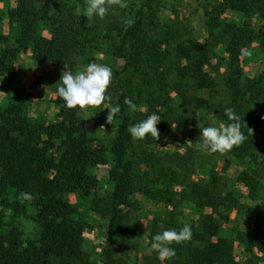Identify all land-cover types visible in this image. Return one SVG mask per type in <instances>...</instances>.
Listing matches in <instances>:
<instances>
[{
    "label": "trees",
    "instance_id": "obj_1",
    "mask_svg": "<svg viewBox=\"0 0 264 264\" xmlns=\"http://www.w3.org/2000/svg\"><path fill=\"white\" fill-rule=\"evenodd\" d=\"M79 1L77 7L76 0H17L15 8L6 13L0 11V20L7 16L22 32L16 47L0 49V79L13 80L18 75L15 66L17 55L28 46H32L35 59L57 63L67 64L73 55L79 56V62L85 63L92 53L111 55L118 60V67L109 66L112 81L106 95L111 99L105 101L109 107L119 104L120 112L113 118L118 125L112 147L114 165L110 171L115 187L110 198L111 219L102 264H129L131 260L127 252L132 233L129 224L131 198L135 191L173 208L165 217L154 218L149 234L150 244L158 232L165 229L179 231L183 227L184 223L177 220L176 187L182 188V197L190 198L198 209L209 208L211 212L201 214L198 220L189 223L191 238L173 243L171 247L175 248L176 254L163 264H239L234 255L235 240L220 236L221 227L216 217L218 208L228 207L224 201L231 200V196L224 197L219 191L216 175L207 183L185 180L178 170L165 168L161 164L162 159L152 155H144L146 169L142 172L143 177L136 175L132 159L134 140L127 131L133 119L124 99L133 101L132 81L139 75L144 77V72L147 78L158 74L164 60L160 43H147L141 37L144 30L142 11L129 5L125 12L120 13L122 19L113 18L105 25L94 18L88 20L83 12H77L78 8L83 11L85 8L84 1ZM222 4L248 17L252 13L264 16V0H222ZM126 21L132 23L129 25ZM208 27L209 35L214 37L212 24L209 23ZM44 30L50 31L49 38L39 34ZM242 33L230 30L226 50L232 61L238 59ZM104 46L106 52H102ZM211 46L210 39L204 43L190 39L186 44L178 43L176 47L177 55L184 61L177 73L190 83L193 93L188 94L189 91L179 85L174 90L181 103L194 110L215 111L214 103L194 93L212 92L216 86L215 79L206 71L214 59ZM248 82L250 89L259 88L257 95L264 98V79H249ZM152 87L157 90L158 84ZM231 108L238 113L240 132L247 141L236 145L237 150L248 152L251 143H261V147H257L264 149V135L256 137V133L247 134V114L238 111L237 106ZM67 113V119H71V113ZM220 116L227 125V116ZM164 122L163 119L161 123ZM68 130L67 134H70L72 128L70 130L63 122L49 126L32 123L26 116L25 103L20 99L0 110L1 182L20 195L31 194L36 208L35 220L40 227L36 243L26 247H20L13 241L0 244V264H90L88 253L83 248V217L77 207L62 196L65 192H80L88 197L98 185L97 177L89 173L88 167L106 165L107 157L102 146L92 147L94 140L78 124L76 129L73 128L77 139L68 153L58 159L51 150L55 148L56 140L61 142V147L68 144L63 135ZM68 157L73 164L67 163ZM240 180L251 193L255 191L256 185L248 173L243 172ZM98 206L95 204L93 209ZM237 240L245 247L249 258H256V251L259 252L264 264V229L257 225L254 230L241 233ZM150 264H161V261L157 257L152 258Z\"/></svg>",
    "mask_w": 264,
    "mask_h": 264
},
{
    "label": "rangeland",
    "instance_id": "obj_2",
    "mask_svg": "<svg viewBox=\"0 0 264 264\" xmlns=\"http://www.w3.org/2000/svg\"><path fill=\"white\" fill-rule=\"evenodd\" d=\"M83 1L86 6V0ZM121 3L126 4V7L122 8ZM76 5L79 7V0H76ZM129 5L136 6L142 11L144 30L141 37L147 43L159 42L164 59L158 74L149 75L147 78L144 72V77L139 75L132 81L133 103L137 106L135 110L130 109L133 124L146 119L153 112L161 117V121L163 119L165 121L164 124L161 121L157 124L159 138L153 139L149 136L134 141L132 159L136 166V175L143 177L142 172L146 169L144 155L162 159L161 164L165 168H175L185 180L207 183L216 175L219 180V191L224 197L231 196V200L224 201L228 207L218 208L219 214L216 217L221 227L220 236L235 240L234 255L239 264L256 262L263 264V260H260L261 254L256 251V258H249L245 247L237 238L241 233L254 230L257 225L264 229V149L258 148L261 147V143H251L248 152H239L234 146L223 154H208L200 147L199 128L209 124L217 127L221 123L225 124L221 121L220 114H225L227 106L231 108L234 105L238 107V111L247 114L249 127L247 134L256 133V137L264 135V98L261 99V96L257 95L259 88L251 90L248 82L249 79H264V16L258 13L245 16L239 11L228 9L222 4V0H113L105 17L94 19L105 25L113 18L122 19L120 13L125 12ZM77 12L84 13L81 8H78ZM209 23L213 26L214 37L209 35ZM230 30L243 32V38L239 41L240 53L237 61H232L226 50ZM45 32L50 34L49 30L41 31L39 34L49 38L50 36H45ZM190 39L197 43H204L206 39H210L213 43L211 48L214 59L206 71L215 79L216 86L212 92L206 90L194 93L214 103V112L187 107L177 98L174 90L176 85H179L180 88L188 90V94L193 93L190 83L181 79L177 73L178 67L183 65L184 61L177 55L176 47L178 43L186 44ZM2 40L0 37V42ZM0 49L3 48L0 46ZM106 51L107 48L104 46L102 52ZM21 52L23 50L18 53L15 62L18 75L13 80L0 79V110L20 99L25 103L26 116L32 123L49 126L63 122L70 130L72 128L70 134H67L69 130L63 134L68 140L66 146L61 147V142L55 141V148L51 152L56 154L58 159L68 153L73 141L77 139L73 128L76 129L78 124L83 126L94 140L92 147L102 146L106 153V165L88 167L89 173L98 179L97 187L88 197L80 192H65L62 196L65 201L75 205L83 217L85 227L83 248L88 253L90 264H102V253L107 245L108 225L111 219L110 198L115 187L110 171L114 165L112 147L117 137L118 125L114 119L111 120V124L108 123V110H104L103 107L79 115L77 110L63 108V101L57 95L56 84L61 78L62 71L66 70L65 65L75 73L83 70L88 62L112 65L116 68L118 60L111 55L95 53L90 54L85 63L79 62V56L75 55L67 64L39 60L41 63L48 62L57 67V70L52 72L53 82L49 77H45V73L50 71L49 65L37 69L36 73L32 71V80L31 78L30 81L26 80L18 89L15 83L25 76L24 71L17 69ZM53 84L54 97L49 98ZM153 84H158L157 90L152 87ZM28 85H33V88H27ZM26 91L41 98L30 101L25 95ZM67 111L71 113V119H67ZM244 137L242 143L246 141V136ZM67 163L73 164L71 157H68ZM243 172L248 173L256 185L252 193L240 180ZM181 190L180 187L174 189L175 202H178L176 213L179 222L189 224L198 220L201 214L211 212L209 208L198 209L190 198L182 197ZM233 199L235 202L231 203ZM95 204L99 205L96 210L93 209ZM131 204L129 224L132 233L129 237L130 249L127 252L131 259L129 264H150V260L157 257L156 251L150 247L149 234L152 222L156 217H165L173 208L145 197L137 191L133 193ZM35 217L33 199H24L16 190L1 182L0 244L5 245L13 241L20 247H26L36 243L40 227Z\"/></svg>",
    "mask_w": 264,
    "mask_h": 264
},
{
    "label": "clouds",
    "instance_id": "obj_3",
    "mask_svg": "<svg viewBox=\"0 0 264 264\" xmlns=\"http://www.w3.org/2000/svg\"><path fill=\"white\" fill-rule=\"evenodd\" d=\"M112 3L113 0H86L84 8L86 19L91 20L94 17L103 19ZM120 6L123 8L126 7V4L121 3ZM126 23L130 25L132 22L126 21ZM65 69L56 84L58 85L57 95L63 101L62 107L77 110L78 115L91 109L103 107L104 110H108L107 121L110 123L120 112L119 104L110 108L105 104L106 100L111 99L106 93L112 81V69L106 64L96 62H88L83 70L75 73L69 70L66 65ZM124 103L132 110L137 107L129 98H125ZM225 115L229 121L227 125L221 123L217 127L209 124L199 128L200 147L205 149L208 154H223L245 138L240 132L239 116L235 115L234 110L226 108ZM160 121L161 117L153 112L146 119L130 125L127 131L134 141L143 140L149 136L157 139L160 135L157 124ZM21 195L24 199H31L30 193H21ZM191 235V225L189 224H184L179 231L165 229L152 237L150 247L156 251L157 259L163 264L164 261L170 260L176 254L175 248L171 245L189 240Z\"/></svg>",
    "mask_w": 264,
    "mask_h": 264
},
{
    "label": "crops",
    "instance_id": "obj_4",
    "mask_svg": "<svg viewBox=\"0 0 264 264\" xmlns=\"http://www.w3.org/2000/svg\"><path fill=\"white\" fill-rule=\"evenodd\" d=\"M17 5V0H0V11L1 12H8L9 10L15 8ZM20 28L17 24L12 23L10 21V19L7 16H4L1 20H0V37L3 38V40L0 42V46L3 49H6L7 47L11 46V45H17L19 43V39H20ZM45 36L49 37L50 34L45 32ZM50 63H41L39 60H36L35 58H33V48L32 46H28L26 50H23V52H21V55L19 57V62L17 64V69L18 70H22L25 72V76H23L21 79H19L15 85H17L16 87L21 86V84H23V82H25L26 80L30 81V78L32 80L33 74L32 71L36 73V71H38L37 69H40L41 67L45 68L46 66H49ZM39 66V68H38ZM37 67V68H36ZM50 71L45 73V77H49V79H51V82H53L52 79V72L53 70H57V67L54 65H50ZM38 73V72H37ZM40 75L42 74L41 72L39 73ZM4 80H6V78H4ZM53 85H51V93L49 98H53L54 97V92H52L53 90ZM50 87V86H49ZM27 88H33V85H28ZM19 92V90H18ZM56 92V91H55ZM25 95L27 96V98L32 101L35 98V101L38 98L41 97H36L35 94H29L25 93ZM30 110V109H29Z\"/></svg>",
    "mask_w": 264,
    "mask_h": 264
}]
</instances>
